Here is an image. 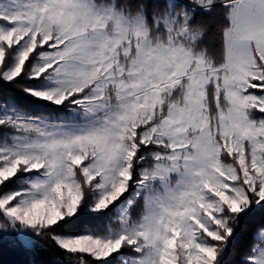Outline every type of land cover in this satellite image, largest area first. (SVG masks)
I'll use <instances>...</instances> for the list:
<instances>
[{
    "label": "snow or ice",
    "instance_id": "1",
    "mask_svg": "<svg viewBox=\"0 0 264 264\" xmlns=\"http://www.w3.org/2000/svg\"><path fill=\"white\" fill-rule=\"evenodd\" d=\"M52 246L264 264V0H0V264Z\"/></svg>",
    "mask_w": 264,
    "mask_h": 264
},
{
    "label": "trees",
    "instance_id": "2",
    "mask_svg": "<svg viewBox=\"0 0 264 264\" xmlns=\"http://www.w3.org/2000/svg\"><path fill=\"white\" fill-rule=\"evenodd\" d=\"M241 231L243 232L247 224L246 222L241 223ZM6 259H11V257H5ZM39 259L44 261V264H61L64 259L63 253L55 249L54 246L43 249L40 253Z\"/></svg>",
    "mask_w": 264,
    "mask_h": 264
}]
</instances>
